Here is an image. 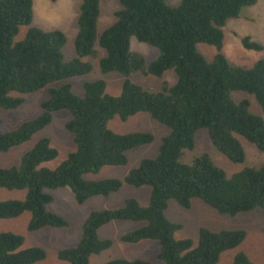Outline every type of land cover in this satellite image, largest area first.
<instances>
[{
	"label": "trees",
	"instance_id": "trees-1",
	"mask_svg": "<svg viewBox=\"0 0 264 264\" xmlns=\"http://www.w3.org/2000/svg\"><path fill=\"white\" fill-rule=\"evenodd\" d=\"M102 1L82 0L75 41L77 57L68 62L63 52L66 38L60 31L31 29L23 40L15 41L21 28L32 23L33 0H0V108L16 110L24 105V96L43 89L49 95L41 104L39 117L0 135V155L31 141L60 111L71 115L66 130L76 146V151L54 170L41 168L59 156L47 138L24 154L19 167L0 168V189L26 191L24 200L0 202V221L30 213V232L68 229L65 218L48 211L53 197L46 190L67 188L83 205L95 197L108 198L125 185L149 187L147 206L127 199L122 208L92 212L81 227L79 244L61 250L58 259L68 264H90L93 256L114 245L100 238L101 229L114 222H134L143 225L123 235L121 241L130 245L158 242L157 259L161 264H218L224 253L245 242V231L201 228L194 247L189 239L175 238L182 227L170 222L165 212L170 201L190 209L196 199L230 217L264 211V166L246 167L229 177L208 154L197 156L191 164L184 162L186 152L194 150L200 130H206L215 149L234 164L246 161L240 138L264 152V60L243 69L230 66L222 54V28L259 0H181L178 7H169L167 0H119L121 9L115 15V24L98 38ZM132 38L157 49L159 57L148 65L141 54L131 51ZM97 43L106 52L99 61L101 71L125 77L118 97L106 93L105 81L85 83L83 98L64 83L93 71V65L84 59L98 58ZM242 44L248 51L264 50L250 37L243 38ZM198 45L216 49L212 62L198 52ZM169 71L175 72L177 83H165L157 93L129 79L136 73L162 78ZM236 92L252 95L262 115L250 111L249 100L236 103ZM141 113L170 130L159 155L143 160L122 179L86 180V175H97L105 168L126 166L128 152L154 142L151 133L121 135L109 128L115 118L126 122ZM24 242L21 235L0 233V264H38L46 260L44 249H23ZM105 264L156 263L118 259ZM229 264L255 263L241 252Z\"/></svg>",
	"mask_w": 264,
	"mask_h": 264
},
{
	"label": "rangeland",
	"instance_id": "rangeland-1",
	"mask_svg": "<svg viewBox=\"0 0 264 264\" xmlns=\"http://www.w3.org/2000/svg\"><path fill=\"white\" fill-rule=\"evenodd\" d=\"M33 2L32 23L21 28L15 41L23 40L31 29H40L45 32L60 31L66 38V44L63 48L65 60L68 62L74 60L77 57L75 41L79 31L78 20L82 0H33ZM166 4L169 7H178L181 0H167ZM120 9L119 0H105L100 3L98 38L105 30L115 24V15ZM222 31L224 34L222 54L230 66L250 69L257 62L264 60V50L261 52L248 51L242 44L243 38L250 37L252 41L264 48V0H259L254 7L243 9L240 17L230 19ZM130 48L132 52L141 54L148 65L159 57L157 49L140 43L135 38H132ZM96 49L99 51L98 58L84 59L93 65V71L86 76L72 78L64 83L70 84L73 93L77 97L83 98L85 83L105 81L107 84L106 93L118 97L121 95L125 77L118 73L104 74L101 71L99 61L106 56V52L99 47L98 43ZM197 50L208 62H212L217 55L216 49L212 46L198 45ZM129 79L132 83L151 93L161 92L165 83L173 86L178 80L174 71L165 73L162 78L136 73L131 75ZM48 97V90L43 89L37 93L24 96V105L16 110L6 111L0 108V120L2 121L0 135L13 131L23 123L39 117L42 113L41 104ZM233 99L236 103L249 100L250 111L262 115V110L252 95L236 92L233 94ZM70 120L71 115L67 111L55 113L52 124L36 134L31 141L10 150L8 153L1 154L0 168L19 167L24 154L33 149L40 140L47 138L50 140L51 146L58 151L59 156L56 160L43 164L41 168L56 169L70 154L76 151L73 136L66 130V124ZM109 128L121 135L135 132L151 133L155 140L151 145L128 152V164L126 166L105 168L97 175H86V180L124 178L130 171L138 168L143 160L155 159L159 155L163 139L170 134V130L166 126L155 121L147 113L138 114L126 122L115 118L109 123ZM240 140L246 153V161L243 164H234L215 149L207 131L200 130L195 137V148L193 151L186 152L184 162L191 164L197 156L208 154L213 162L223 169L229 177L246 167H263L264 152L259 151L243 138ZM45 192L53 197V202L47 207L48 211L65 218L70 224L68 229L47 228L38 232H30L28 225L31 214L25 213L17 219L0 221V233H14L24 237L23 249L33 247L44 249L47 258L38 264H68L60 261L58 254L63 249L73 248L79 244L82 237L81 227L92 212L122 208L127 199H136L141 205L147 206L150 201L151 189L149 187L137 189L125 185L120 192L108 198L95 197L83 205L77 203L73 193L67 188L46 190ZM25 197L26 191L0 189V202L24 200ZM165 216L170 222L182 227L175 233V238L177 240L189 239L194 243V247L198 245L201 228L215 232L243 230L247 233L245 242L239 248L224 253L218 264L231 263L234 257L241 252L248 255L255 264H264V211L262 210L230 217L219 214L196 199L192 202L190 209H183L177 202L170 201ZM142 225L134 222H114L105 226L99 231V236L101 239L113 241L114 245L110 250L93 256L90 264H105L118 259L144 260L161 264L157 259L160 251L158 242L143 241L137 245H130L121 241L123 235L137 230Z\"/></svg>",
	"mask_w": 264,
	"mask_h": 264
},
{
	"label": "crops",
	"instance_id": "crops-1",
	"mask_svg": "<svg viewBox=\"0 0 264 264\" xmlns=\"http://www.w3.org/2000/svg\"><path fill=\"white\" fill-rule=\"evenodd\" d=\"M145 206V205H144Z\"/></svg>",
	"mask_w": 264,
	"mask_h": 264
}]
</instances>
